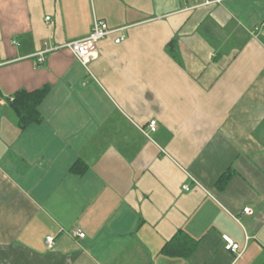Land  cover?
<instances>
[{
	"label": "crops",
	"instance_id": "0c3cea01",
	"mask_svg": "<svg viewBox=\"0 0 264 264\" xmlns=\"http://www.w3.org/2000/svg\"><path fill=\"white\" fill-rule=\"evenodd\" d=\"M94 19L125 38L86 69L54 48ZM44 85L21 130L9 101ZM178 231L196 250L164 255ZM263 261L264 0H0V264Z\"/></svg>",
	"mask_w": 264,
	"mask_h": 264
},
{
	"label": "trees",
	"instance_id": "16d2710c",
	"mask_svg": "<svg viewBox=\"0 0 264 264\" xmlns=\"http://www.w3.org/2000/svg\"><path fill=\"white\" fill-rule=\"evenodd\" d=\"M175 41L171 40L168 43V48L174 50ZM49 91V86L27 91L24 89L18 90L14 93L12 99L9 101V108L15 116L17 126L24 130L32 123H39L42 117L39 113L38 107L46 94ZM86 166L82 161H77L72 166V172L82 173ZM230 178V172L223 173L217 180V185L222 188L226 185ZM198 241L193 240L182 231H178L169 241H167L161 252L170 257H186L191 255L197 248ZM264 264V261L262 262Z\"/></svg>",
	"mask_w": 264,
	"mask_h": 264
},
{
	"label": "built area",
	"instance_id": "2783aa9c",
	"mask_svg": "<svg viewBox=\"0 0 264 264\" xmlns=\"http://www.w3.org/2000/svg\"><path fill=\"white\" fill-rule=\"evenodd\" d=\"M46 19L48 20L49 17H46ZM125 29L126 27L111 29L108 27L105 21L94 19L91 31L87 36L64 42L56 46L54 49H65L69 51L73 55V57H75L86 69H88V64L97 58L98 43L111 34H118L117 37L114 38V43L121 42L125 38L123 33ZM46 51L48 50H43L38 53L39 63L44 60L43 54ZM147 127L149 131H155L156 122L154 120L150 121ZM182 188L184 190H188V185H184ZM243 213L251 215L253 213V210L250 207H244ZM71 236L83 239L85 237V234L81 229H74L71 233ZM222 239L224 242V248L226 250L235 252L238 249V245L229 236L223 235ZM246 239H248V237H246ZM45 243L48 247H51L54 243V237L47 236L45 238Z\"/></svg>",
	"mask_w": 264,
	"mask_h": 264
}]
</instances>
